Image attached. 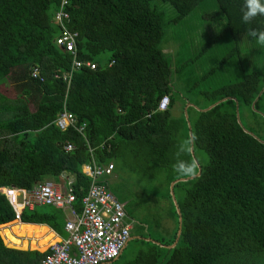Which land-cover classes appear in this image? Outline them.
Instances as JSON below:
<instances>
[{
    "label": "trees",
    "instance_id": "1",
    "mask_svg": "<svg viewBox=\"0 0 264 264\" xmlns=\"http://www.w3.org/2000/svg\"><path fill=\"white\" fill-rule=\"evenodd\" d=\"M62 1L0 0V86L11 80L16 91L9 97L0 90V187L30 189L47 177L59 179L65 174L74 180L79 209L92 182L83 165L92 160L98 165L112 162L113 175L103 176L97 183H103L124 204L129 221L135 218L132 211L136 205L124 203L128 195L120 173L125 168L158 183L152 192L147 190L163 203L173 222L168 237L151 232L134 234L131 230V236H139L137 241L145 247L162 250L142 251L131 264H264L261 71L252 63L247 72L240 60L239 78L235 76L208 94L205 106L201 108L190 99L187 103L203 109L226 100L207 111L191 106L189 120L184 112L173 118L179 91L171 82L173 58L163 44L168 32L185 37L169 28L179 29L206 0H160L174 8L171 18L157 4L152 5L155 0H67L66 28L78 33L76 55L56 41L62 26L54 15ZM215 2L217 9L206 16L212 19L209 23L217 21L220 14L225 17L226 25L219 35H229L235 42L228 57L232 59L239 37L248 38L245 40L252 46L260 45L248 33L264 31V17L242 24L243 0ZM74 57L80 66H72ZM254 57L251 60L258 64ZM87 62L95 63L96 68ZM34 69L39 71L37 77L32 75ZM67 75L70 80L64 79ZM164 95L170 97L169 107L158 111ZM233 98L238 102L242 124L259 139L244 131ZM66 111L77 118V125L86 124L83 134L72 126L65 130L57 126L55 120ZM190 129L194 153L203 150L209 159L200 164L199 176L174 185L182 231L178 243L168 248L179 230L170 186L175 180L190 177L174 169L178 146L184 144L188 149L180 158L194 160L188 143ZM68 144L73 145L69 151L65 149ZM14 219L9 201L0 192V225L4 226L0 264H41L47 252L8 246L46 249L54 237L47 234L48 227L63 238L68 235V213L61 208L43 205L25 210L24 223L6 227ZM154 223L161 229L160 217ZM144 228L142 223L141 230Z\"/></svg>",
    "mask_w": 264,
    "mask_h": 264
},
{
    "label": "rangeland",
    "instance_id": "2",
    "mask_svg": "<svg viewBox=\"0 0 264 264\" xmlns=\"http://www.w3.org/2000/svg\"><path fill=\"white\" fill-rule=\"evenodd\" d=\"M209 6H205L206 4ZM158 5L159 8L164 9L168 13V17L171 18L175 15L174 8L169 3H163L160 0H155L152 5ZM217 9L215 0H206L202 5L198 6L193 14L183 23L176 27H170L171 31H180L185 35H176L174 32H168L165 37L164 46L169 47V54L173 58L171 82L178 89L177 101L172 108L173 118H179L185 109L187 108V99L197 103L199 107H203L208 103V94L213 93L219 87L229 84L235 80V76L239 78V63L242 61L244 70L247 72L251 70L250 65L253 63L255 69L260 70L264 76V46L254 45L251 42L246 41V37H239L237 49H234V54L228 57L227 53L232 50V45L235 43L229 35H219L226 25V19L223 15L215 19L217 21L210 22L212 19L207 18L206 14ZM212 15L211 13H209ZM222 29V30H221ZM217 36L213 40V37ZM254 47V48H253ZM253 48V49H251ZM257 59L256 64L251 60V57ZM227 59V61H223ZM228 59L231 61L228 62ZM240 67H242L240 65ZM237 68V69H236ZM0 90L8 95L14 97L16 91L13 89L12 81L7 80L0 86ZM184 104V106H183ZM1 144V143H0ZM196 158L199 164L205 165L208 162L209 156L203 150H196ZM120 173V172H119ZM121 179L124 178L125 191L132 199H128L124 196V203L136 205V209L132 211L135 216L134 220L131 219L134 227L132 232L134 234L145 233L152 235L165 237L171 236L169 230L173 227L172 218L168 216L166 207L163 203L156 201V197H151V188L158 187V183L149 182L147 178L139 176L134 170L130 171L125 168L121 170ZM46 180L58 182L59 179L55 177H47ZM149 189L150 191L148 192ZM121 193H124L122 191ZM130 193V194H129ZM130 206V205H129ZM160 217L162 220L161 229H158L154 221ZM147 219L148 221H145ZM144 220V221H143ZM145 226L141 230V224ZM18 224L13 221L6 227L11 228L12 225ZM169 226L171 228H169ZM3 225H0V235L2 236ZM3 238V236H2ZM20 239H26L30 241L32 238L22 237ZM138 236L135 235L125 248L124 256L121 261L127 262L133 260L136 256V252L140 248L145 249V245H142L137 241ZM149 239L146 237V240ZM4 240V238H3ZM5 243V242H4ZM6 244V243H5ZM16 249H31L29 245L22 247H12ZM45 249H43L44 251Z\"/></svg>",
    "mask_w": 264,
    "mask_h": 264
},
{
    "label": "built area",
    "instance_id": "3",
    "mask_svg": "<svg viewBox=\"0 0 264 264\" xmlns=\"http://www.w3.org/2000/svg\"><path fill=\"white\" fill-rule=\"evenodd\" d=\"M66 4L67 0H63L54 15L55 21L62 26L56 41L67 52L76 55L78 33H72L66 28L69 18L64 9ZM80 65L81 62L74 57L72 66ZM87 65L96 68L95 63L87 62ZM32 75L37 77L38 69H34ZM70 78V75L64 77L66 80ZM169 104V95H164L158 103V111L167 110ZM55 122L62 130L72 126L82 134L86 127L85 123L77 125V118L67 111L58 116ZM72 148V144L65 147L67 151ZM113 169L112 162L98 165L92 160L83 165V172L92 182L81 199L79 209L75 205L78 199L73 187L74 180L65 174L59 177L57 183L44 180L30 189L14 185L0 187V192L5 195L15 213L14 221L18 224L24 223L22 216L25 210H34L39 205L54 206L68 213L69 220L65 224L67 237L48 246L41 264H105L120 256L131 239L133 225L127 218L124 204L103 183H97L103 176L113 175Z\"/></svg>",
    "mask_w": 264,
    "mask_h": 264
},
{
    "label": "clouds",
    "instance_id": "4",
    "mask_svg": "<svg viewBox=\"0 0 264 264\" xmlns=\"http://www.w3.org/2000/svg\"><path fill=\"white\" fill-rule=\"evenodd\" d=\"M240 21L242 24H251L255 18L264 17V0H243L240 8ZM248 35L255 38L260 44H264V31L250 30ZM194 137H190L188 143L191 144ZM188 149L184 144L177 148V159L174 164L176 172L184 176L195 175L197 162L195 160H184L181 155Z\"/></svg>",
    "mask_w": 264,
    "mask_h": 264
},
{
    "label": "water",
    "instance_id": "5",
    "mask_svg": "<svg viewBox=\"0 0 264 264\" xmlns=\"http://www.w3.org/2000/svg\"><path fill=\"white\" fill-rule=\"evenodd\" d=\"M262 91H264V88H263ZM226 99H227V98H224V99H222V100L216 102L215 104H212V105L208 106L207 108H203V109L198 108V107H197L195 104H193V103H190V105H191V106H195V107H196L197 109H199V110L207 111V110L213 108L214 106H216L217 104H219L221 101H224V100H226ZM233 99L237 102V100H236L235 98H233ZM256 99H257V98H256ZM255 103H256V100L253 102V108H254ZM237 117H238V121H239V123L241 124V126L243 127L244 131L247 132V133L252 134L254 137H257L253 132L249 131V130H248L247 128H245V126L242 124V122H241V120H240V117H239V112H238V102H237ZM185 118H186L187 120H189V116H188V111H187V110H185ZM188 125H189V127L191 128V124H190V122H188ZM190 137H192V130H191V129H190ZM257 138H258V137H257ZM258 139H259V138H258ZM259 140H260L261 142H264V141L261 140V139H259ZM190 149H191V153H192V155H193V157H194V160L197 162L198 173H197L196 175H193V176H190V177H187V178H180V179L175 180V181H173V182L171 183L170 191H171L172 199H173L174 204H175V206H176V210H177V212H178V214H179V230H178V232H177V238H176L175 242H174L172 245H169V246H167V245H161V246H164V247H165V246H167V247H174V246L178 243V239H179V237H180V235H181V231H182V229H181V226H182L181 210H180V207H179V205H178L177 199H176V197H175L174 185H175L177 182H179V181H187V180L192 179V178H194L195 176H199V175L201 174L202 167L200 166V164L198 163V161H197L196 158H195L194 147H193V140H192V142H191V147H190ZM140 238H142V237H140ZM147 240H150V239H147ZM153 242H155L156 244H159V245H160V243H158V242H156V241H153Z\"/></svg>",
    "mask_w": 264,
    "mask_h": 264
},
{
    "label": "crops",
    "instance_id": "6",
    "mask_svg": "<svg viewBox=\"0 0 264 264\" xmlns=\"http://www.w3.org/2000/svg\"><path fill=\"white\" fill-rule=\"evenodd\" d=\"M191 107V105H190V103H188V105H187V108L185 109V110H187L188 111V109ZM38 207H42L41 205H39ZM39 226H46V227H48L47 225H40V224H38ZM132 225H133V223H132ZM133 227H134V225H133ZM48 232H47V234H53L54 235V237L52 238V242L54 241V240H58V241H60L61 239H63V236L62 235H60V234H58L57 232H55L53 229H51V228H49L48 227ZM132 230H133V228H132ZM135 235H132L131 236V239L134 237ZM139 237V236H138ZM130 239V240H131ZM129 240V241H130ZM58 241H55V242H58ZM128 241V242H129ZM51 242V243H52ZM54 242V243H55ZM50 243V241H48V246L51 244ZM127 245H128V243H127ZM127 245L124 247V249H123V251H122V253H121V255L116 259V260H114V261H112V262H109V263H106V264H131L132 262H134L136 259H137V257H138V255H139V253H141L142 251H153V252H162V250L161 249H157V248H152V249H149V248H147V247H145V249L144 248H140L139 250H138V252H136V256H135V258H133V260H129V261H127V262H124V261H121L122 260V258H123V256H124V254H125V252H124V250H125V248L127 247ZM45 246H47V245H45ZM168 248H173V247H168ZM157 249V250H156ZM26 250H31V249H26ZM35 250H38L39 252H48V247L43 251V250H40V249H35Z\"/></svg>",
    "mask_w": 264,
    "mask_h": 264
},
{
    "label": "bare ground",
    "instance_id": "7",
    "mask_svg": "<svg viewBox=\"0 0 264 264\" xmlns=\"http://www.w3.org/2000/svg\"><path fill=\"white\" fill-rule=\"evenodd\" d=\"M55 241H58V240H54L52 243H54ZM52 243H51V244H52Z\"/></svg>",
    "mask_w": 264,
    "mask_h": 264
}]
</instances>
